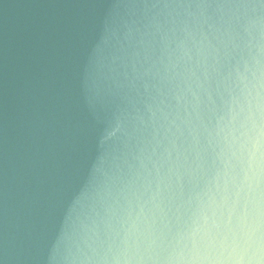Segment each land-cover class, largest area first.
<instances>
[{
  "label": "clouds",
  "instance_id": "1",
  "mask_svg": "<svg viewBox=\"0 0 264 264\" xmlns=\"http://www.w3.org/2000/svg\"><path fill=\"white\" fill-rule=\"evenodd\" d=\"M91 93L46 264H264V0H115Z\"/></svg>",
  "mask_w": 264,
  "mask_h": 264
},
{
  "label": "water",
  "instance_id": "2",
  "mask_svg": "<svg viewBox=\"0 0 264 264\" xmlns=\"http://www.w3.org/2000/svg\"><path fill=\"white\" fill-rule=\"evenodd\" d=\"M113 3L0 0V258L5 264H46L63 215L88 182L100 130L89 98Z\"/></svg>",
  "mask_w": 264,
  "mask_h": 264
}]
</instances>
